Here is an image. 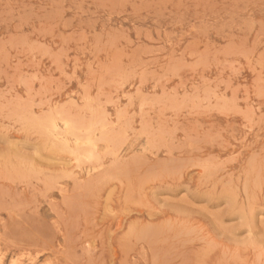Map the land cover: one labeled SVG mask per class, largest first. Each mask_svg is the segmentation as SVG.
Here are the masks:
<instances>
[{
  "label": "rangeland",
  "instance_id": "rangeland-1",
  "mask_svg": "<svg viewBox=\"0 0 264 264\" xmlns=\"http://www.w3.org/2000/svg\"><path fill=\"white\" fill-rule=\"evenodd\" d=\"M0 264H264V0H0Z\"/></svg>",
  "mask_w": 264,
  "mask_h": 264
}]
</instances>
